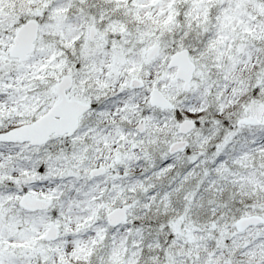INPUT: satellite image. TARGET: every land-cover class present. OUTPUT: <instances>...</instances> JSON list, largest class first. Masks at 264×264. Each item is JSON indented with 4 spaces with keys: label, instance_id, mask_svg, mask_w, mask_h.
Returning a JSON list of instances; mask_svg holds the SVG:
<instances>
[{
    "label": "snow or ice",
    "instance_id": "obj_1",
    "mask_svg": "<svg viewBox=\"0 0 264 264\" xmlns=\"http://www.w3.org/2000/svg\"><path fill=\"white\" fill-rule=\"evenodd\" d=\"M0 264H264V0H0Z\"/></svg>",
    "mask_w": 264,
    "mask_h": 264
}]
</instances>
